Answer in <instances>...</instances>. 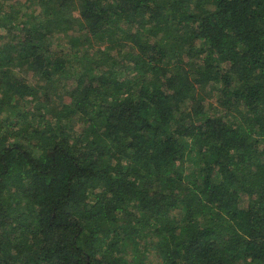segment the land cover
I'll list each match as a JSON object with an SVG mask.
<instances>
[{
	"label": "trees",
	"instance_id": "obj_1",
	"mask_svg": "<svg viewBox=\"0 0 264 264\" xmlns=\"http://www.w3.org/2000/svg\"><path fill=\"white\" fill-rule=\"evenodd\" d=\"M0 264H264V0H0Z\"/></svg>",
	"mask_w": 264,
	"mask_h": 264
}]
</instances>
